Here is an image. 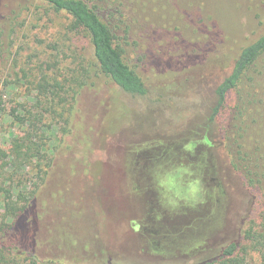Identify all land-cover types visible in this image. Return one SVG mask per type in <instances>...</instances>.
<instances>
[{
    "label": "rangeland",
    "instance_id": "374dc122",
    "mask_svg": "<svg viewBox=\"0 0 264 264\" xmlns=\"http://www.w3.org/2000/svg\"><path fill=\"white\" fill-rule=\"evenodd\" d=\"M88 1L113 29L147 93L130 95L95 75L90 42L66 32L65 13L40 0H0V215L18 192L36 195L29 209L35 251L55 264L211 259L238 239L251 201L223 148L229 114H213L215 88L238 49L264 27V0ZM74 67L80 73L75 81L92 84L75 111L74 133L62 143L54 114L44 110L50 90L39 83L47 74L62 79ZM252 71L264 76V56ZM239 96L230 94L229 111ZM21 103L30 113L17 123L12 116ZM236 119L234 130L241 133L254 115L247 111ZM28 135L49 136L48 148L32 163L12 164L14 139ZM189 143L192 153L184 151ZM180 163L191 165L208 196L194 207L166 210L153 175ZM263 211L250 217L258 222ZM259 257L251 249L247 264H260Z\"/></svg>",
    "mask_w": 264,
    "mask_h": 264
},
{
    "label": "trees",
    "instance_id": "16d2710c",
    "mask_svg": "<svg viewBox=\"0 0 264 264\" xmlns=\"http://www.w3.org/2000/svg\"><path fill=\"white\" fill-rule=\"evenodd\" d=\"M40 1L55 11L67 15L66 32L88 38L92 47L94 59L92 66L95 75H104L130 95L143 96L147 93L145 79L125 61L123 48L117 42L113 29L99 16L97 5L89 3L88 0ZM263 56L264 27L254 38L238 49L229 74L215 88L216 103L213 114L221 116L229 114L226 118L228 125L224 124V132L227 134L223 148L228 153L230 166L239 174L251 198L250 212L248 222L241 230L238 239L223 245L215 257L198 264H247L246 257L253 248L260 254V264H264V211L263 214H259L261 220L258 222L255 217H250L258 208L264 207V104L261 106L264 99V76L260 75L262 72L257 74L258 71H252L253 65ZM72 71L64 73L62 79H59L60 74H47V77H43L45 84L39 83L40 90L47 87L50 90L49 107H45L44 110L54 114L53 118L57 120L58 130L61 131L58 141L62 143L68 135L74 133L75 111L81 110V95L92 84L85 79L75 81L76 75L80 74L79 67H74ZM83 72H85L84 78L91 76L84 66ZM234 91L240 96L235 103L237 108L229 111L228 101ZM18 110L12 116L13 120L23 123L30 111L24 103L19 104ZM247 111L254 115L253 125L248 123L247 130L241 127L242 132H236L234 130L236 115L238 118L239 114ZM40 119L41 117L38 118ZM54 120L52 123L55 122ZM46 126L50 127L49 124ZM43 136L28 135L25 140L14 139L12 164L17 165V162L24 161L32 163L34 155L49 146L47 141L49 136ZM238 138L239 141L236 142ZM23 147L29 149L28 155L22 152ZM6 164L5 162L2 166ZM40 169L41 167H37V170ZM35 196L18 192L12 203L4 207L0 215V264H55L56 259L42 258L35 251L36 230L32 228L34 224L29 219L30 205L34 204ZM20 223L22 226L18 229Z\"/></svg>",
    "mask_w": 264,
    "mask_h": 264
},
{
    "label": "clouds",
    "instance_id": "9594fccd",
    "mask_svg": "<svg viewBox=\"0 0 264 264\" xmlns=\"http://www.w3.org/2000/svg\"><path fill=\"white\" fill-rule=\"evenodd\" d=\"M195 145H184V151L194 152ZM155 191L159 197L161 207L174 210L181 205L196 206L206 201L208 196L200 177L193 171L191 165L184 163L175 167L163 168L154 173Z\"/></svg>",
    "mask_w": 264,
    "mask_h": 264
}]
</instances>
